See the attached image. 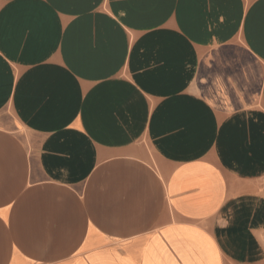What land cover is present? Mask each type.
Masks as SVG:
<instances>
[{
  "label": "crops",
  "instance_id": "0c3cea01",
  "mask_svg": "<svg viewBox=\"0 0 264 264\" xmlns=\"http://www.w3.org/2000/svg\"><path fill=\"white\" fill-rule=\"evenodd\" d=\"M0 264H264V0H0Z\"/></svg>",
  "mask_w": 264,
  "mask_h": 264
}]
</instances>
